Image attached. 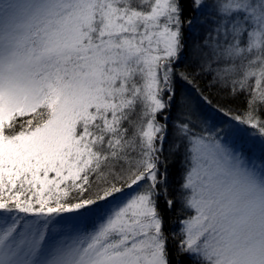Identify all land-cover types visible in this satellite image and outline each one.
<instances>
[{
	"label": "snow or ice",
	"instance_id": "1",
	"mask_svg": "<svg viewBox=\"0 0 264 264\" xmlns=\"http://www.w3.org/2000/svg\"><path fill=\"white\" fill-rule=\"evenodd\" d=\"M186 52L249 93L234 119L264 138V0H0V264H264V169L188 113L169 251Z\"/></svg>",
	"mask_w": 264,
	"mask_h": 264
},
{
	"label": "rangeland",
	"instance_id": "2",
	"mask_svg": "<svg viewBox=\"0 0 264 264\" xmlns=\"http://www.w3.org/2000/svg\"><path fill=\"white\" fill-rule=\"evenodd\" d=\"M200 39L203 38V35L199 37ZM196 39L191 33H188V43L191 45L193 40ZM189 58L188 62H192V59L190 57V54L188 53ZM180 61L178 62V64ZM177 64V65H178ZM175 66V72L177 74H182L180 70ZM202 72V71H201ZM203 74H209L213 78V75L210 72H202ZM176 79H180L179 76H177ZM182 85V83L180 82ZM228 85H231L230 83ZM176 88V84H175ZM176 96H177V90H176ZM175 96V98H176ZM183 100L181 101L176 100V102L173 103V106L170 110V112L165 113V116L167 117L166 122L168 125L169 130V136L167 138V141L164 145L165 151H167V157H168V169L173 174V180L169 178V188L174 189L173 196L177 199L178 206H179V213L178 215H181L182 221L186 219L189 215L192 213L188 210L183 209L182 204L179 202V197L177 193L180 189V184L182 180V173L184 171V165L182 163V155L184 153V145L181 144V147L178 152L175 151V149L172 148V145L175 141L174 133V126L179 122L178 118H184V114L188 113L191 115V118L194 121L202 120L204 117H207V122L202 123L201 127L204 130V134L207 135L209 133H212L214 130H220V129H227L230 133L227 137L223 138V142L227 143L229 146L233 148H237L242 150L245 153L246 162L249 167H254L257 170L264 169V138H262L257 129H253L248 125L242 124L239 121L235 120L234 117L240 116L233 113H229L226 111H219L218 113L214 112L213 110H210L207 106H199L197 105L198 102L196 101L195 94L191 93L188 95L182 94ZM178 99V98H177ZM175 101V100H174ZM198 131L200 129H197ZM183 210V212H181ZM170 227V233L177 231V228ZM180 228H182V222L180 224Z\"/></svg>",
	"mask_w": 264,
	"mask_h": 264
},
{
	"label": "trees",
	"instance_id": "3",
	"mask_svg": "<svg viewBox=\"0 0 264 264\" xmlns=\"http://www.w3.org/2000/svg\"><path fill=\"white\" fill-rule=\"evenodd\" d=\"M190 34V33H189ZM186 37H188V32H186ZM188 52L184 54L183 59L180 60V63L177 65L182 74L188 75V80H179L176 79V90L177 96L175 101L183 100L182 94H195L197 105L203 107L207 106L210 110L218 113L219 111H226L229 113H233L236 115L243 116L247 110V100L249 99V93L246 91L244 94L233 95L230 91L231 85L218 83L214 80L211 75L203 74L199 69L196 68L195 63L188 62ZM182 83V85L180 84ZM178 98V99H177ZM258 112L255 115L258 116L259 119L264 120V106H257ZM205 108V107H203ZM219 114V113H218ZM167 121V120H166ZM165 156H167V151H165ZM169 178L173 180V174L169 171ZM170 193L173 195L175 192L174 189L169 188ZM161 205L163 206V201H161ZM178 202L174 204L172 209L164 210V218L165 224L164 228L167 233L170 234V243H169V251L174 253L176 251V246L182 239V233L180 224L182 222L181 215L179 213ZM183 212V210H181ZM177 228L172 233H170V227ZM181 264H194V258L183 256L180 258ZM175 261V257H173Z\"/></svg>",
	"mask_w": 264,
	"mask_h": 264
}]
</instances>
